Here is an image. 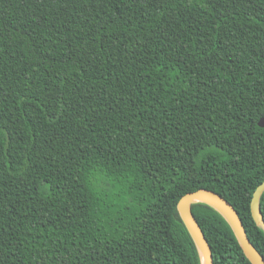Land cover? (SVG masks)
<instances>
[{"label": "trees", "instance_id": "obj_1", "mask_svg": "<svg viewBox=\"0 0 264 264\" xmlns=\"http://www.w3.org/2000/svg\"><path fill=\"white\" fill-rule=\"evenodd\" d=\"M263 117L264 0H0V264H202L201 188L264 257ZM192 208L215 264H253Z\"/></svg>", "mask_w": 264, "mask_h": 264}, {"label": "water", "instance_id": "obj_2", "mask_svg": "<svg viewBox=\"0 0 264 264\" xmlns=\"http://www.w3.org/2000/svg\"><path fill=\"white\" fill-rule=\"evenodd\" d=\"M259 125L264 127V117L260 119ZM263 193L264 181L254 192L251 209L254 219L264 227V215L261 209V197ZM196 202H206L218 209L232 224L251 262L253 264H264V257L251 241L245 224L235 206L222 194L211 189L201 188L185 194L180 199L178 208L198 245L202 257V264H204L203 257L206 259V264H215V261L211 244L193 212L192 205Z\"/></svg>", "mask_w": 264, "mask_h": 264}, {"label": "bare ground", "instance_id": "obj_3", "mask_svg": "<svg viewBox=\"0 0 264 264\" xmlns=\"http://www.w3.org/2000/svg\"><path fill=\"white\" fill-rule=\"evenodd\" d=\"M204 264H206V259L203 257Z\"/></svg>", "mask_w": 264, "mask_h": 264}]
</instances>
